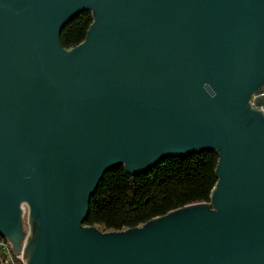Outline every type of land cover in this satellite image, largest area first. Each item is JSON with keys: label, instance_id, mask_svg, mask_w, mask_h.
Returning <instances> with one entry per match:
<instances>
[{"label": "water", "instance_id": "1", "mask_svg": "<svg viewBox=\"0 0 264 264\" xmlns=\"http://www.w3.org/2000/svg\"><path fill=\"white\" fill-rule=\"evenodd\" d=\"M263 88L264 0H0V235L23 264H264ZM203 149L208 200L82 222L107 168Z\"/></svg>", "mask_w": 264, "mask_h": 264}, {"label": "trees", "instance_id": "2", "mask_svg": "<svg viewBox=\"0 0 264 264\" xmlns=\"http://www.w3.org/2000/svg\"><path fill=\"white\" fill-rule=\"evenodd\" d=\"M90 20L88 9L77 11L59 29L60 44L68 47L81 40ZM215 160V151L203 149L161 157L136 174L126 173L121 164L111 166L89 193L82 222L118 229L189 202L206 201L215 181Z\"/></svg>", "mask_w": 264, "mask_h": 264}, {"label": "built area", "instance_id": "3", "mask_svg": "<svg viewBox=\"0 0 264 264\" xmlns=\"http://www.w3.org/2000/svg\"><path fill=\"white\" fill-rule=\"evenodd\" d=\"M262 92H264V88L256 93H252L248 97V102L251 106L256 107L264 114V105H255L252 102L253 96ZM21 219L22 226L26 234L28 230V225L26 221V205L24 203L21 204ZM0 264H23L20 259V253H14L11 250L10 242L2 235H0Z\"/></svg>", "mask_w": 264, "mask_h": 264}, {"label": "rangeland", "instance_id": "4", "mask_svg": "<svg viewBox=\"0 0 264 264\" xmlns=\"http://www.w3.org/2000/svg\"><path fill=\"white\" fill-rule=\"evenodd\" d=\"M94 225L96 227H98L99 229H106L107 227H104L101 223H94Z\"/></svg>", "mask_w": 264, "mask_h": 264}]
</instances>
